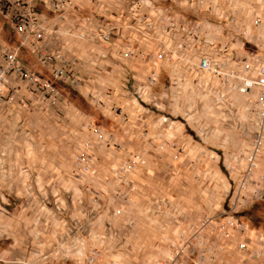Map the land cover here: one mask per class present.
Segmentation results:
<instances>
[{
    "label": "rangeland",
    "instance_id": "1",
    "mask_svg": "<svg viewBox=\"0 0 264 264\" xmlns=\"http://www.w3.org/2000/svg\"><path fill=\"white\" fill-rule=\"evenodd\" d=\"M150 1L75 0L63 21L38 5L48 28L70 29L43 43L70 60L80 87L56 78L36 47L21 46L12 10L0 12V40L58 90L52 95L22 81L24 102L0 107V264H258L243 262L238 241L264 237V194L242 202L236 193L259 128L252 95L179 58L124 61L113 41L94 38L120 19L114 40L149 54L189 42L184 32L146 39L131 12L140 2L144 12L171 6L191 24L212 23L216 35L203 40L243 55L256 51L243 33L256 2ZM153 41L158 46L149 49ZM199 53L188 56L196 62ZM124 63L133 80L121 90ZM138 63L150 67L144 82ZM151 69L157 80L149 84ZM116 88L126 100L114 101ZM97 129L107 138L98 139ZM254 175L264 176V137ZM232 217L244 234L223 228Z\"/></svg>",
    "mask_w": 264,
    "mask_h": 264
},
{
    "label": "built area",
    "instance_id": "2",
    "mask_svg": "<svg viewBox=\"0 0 264 264\" xmlns=\"http://www.w3.org/2000/svg\"><path fill=\"white\" fill-rule=\"evenodd\" d=\"M154 1L158 0H151L150 3L153 4ZM168 1L174 2L175 0ZM255 2L252 22L245 24L243 33L255 46L256 51L243 55L219 47L213 39H204V41L203 35H216L214 25L203 22L191 24L184 18L177 17L171 6L157 8L154 13H148L142 10V4L138 2L131 9L132 16H136L138 21L143 24V28L139 27L138 31H141L146 39H152L157 34L182 36L183 32L190 36L189 42L178 41L172 46L157 51V54H149L148 49H140L134 46L130 40L126 42L115 41V31L124 25L120 19L114 21L111 27L98 30L94 34V38L97 40L113 41L117 50L116 53L124 61L148 57L155 61L160 57L174 63L175 59L179 58L185 67L207 73L223 86L235 89L245 96L252 95L256 105L259 128L253 150L248 156V167L236 192L239 200L243 196L246 197L242 202L249 200L248 194H253L255 197H261L264 194V176L259 178L254 175V169L258 167V157L262 151V139L264 137V0H255ZM199 3L204 4L205 0H199ZM39 4L48 7L60 21L68 19L77 6L75 0H0V12L9 16V10H12L10 17L14 22V30L20 37L21 46L36 47L41 62L52 71L56 78L80 87L82 78L78 76L76 70L74 71L73 68L69 67L70 60L66 59L62 52L51 50L45 47L43 43L45 37L49 35L55 36V33L68 35L71 31L69 28L64 30L48 28L46 24L48 17L38 9ZM204 32L207 34H203ZM80 37H84V34H81ZM205 43L208 46L207 50L204 49ZM192 52H200L196 62L188 56V53ZM122 74V82L119 88L121 90L128 89L131 78L133 80V74L127 63L122 64ZM156 80V70L151 69L149 84L155 83ZM22 81L34 90L46 91L52 95L58 93V90L48 81L31 73L22 64L17 49L0 40V107L24 102L20 85ZM138 96L141 97L139 92ZM96 136L100 140L107 138L106 133L101 129L96 130ZM85 168L88 171L91 170L89 166H85ZM94 172L95 170L92 173ZM223 228L238 230L242 234L246 231L244 226L235 223L233 217ZM238 249L242 253L243 262L256 261L258 264H264L263 236H257L252 240L240 239Z\"/></svg>",
    "mask_w": 264,
    "mask_h": 264
},
{
    "label": "crops",
    "instance_id": "3",
    "mask_svg": "<svg viewBox=\"0 0 264 264\" xmlns=\"http://www.w3.org/2000/svg\"><path fill=\"white\" fill-rule=\"evenodd\" d=\"M179 7V9H178V7ZM177 6H176V8H177V10L178 11H181V12H183V11H185L187 8L186 7H184L183 6V4L182 3H178L177 4ZM91 28H94L92 25H89ZM146 46H148L149 47V49H150V46H152V47H155V48H157V42L156 41H153V42H151V44L150 45H146ZM87 53V52H86ZM88 54V62L87 63H89L90 61H91V58H90V56H89V53H87ZM136 70L138 71L137 72V74H136V76H137V78H138V80H140L141 82H144L145 81V76H146V74H147V72L149 71V69H150V67H147V66H144V65H142L141 63H138V64H136ZM86 67H88V66H86ZM88 69V68H87ZM158 70V69H157ZM164 71L165 72V70H168V68H166V67H164V68H162L160 71ZM88 71V70H87ZM159 70L157 71V72H160ZM89 75H93V73H90L89 72ZM97 76L99 77V79H98V81L100 82V81H102L103 80V78H104V74L101 72L99 75L97 74ZM116 81H115V85L117 84L118 85V83H119V80L118 79H115ZM118 80V81H117ZM140 82V83H141ZM105 83V82H104ZM116 85V86H117ZM138 85H141V84H138ZM113 97H114V101H116V100H118V101H123V100H126V97H122L121 95H120V92L117 90V88H116V91H114V94H113Z\"/></svg>",
    "mask_w": 264,
    "mask_h": 264
}]
</instances>
